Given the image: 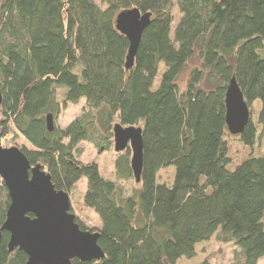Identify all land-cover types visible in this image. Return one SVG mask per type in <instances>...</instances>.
<instances>
[{
	"label": "trees",
	"instance_id": "trees-1",
	"mask_svg": "<svg viewBox=\"0 0 264 264\" xmlns=\"http://www.w3.org/2000/svg\"><path fill=\"white\" fill-rule=\"evenodd\" d=\"M102 3L105 9L94 0H0L1 140L23 138L27 145L14 147L71 197L86 178L82 204L102 223L89 227L75 214L83 231L99 233L104 258L73 264H179L194 259L197 246L214 235L240 250V264H257L264 257V156L229 169L225 99L235 78L251 113L260 102L258 126L251 118L236 136L253 148L264 139V0ZM175 6L181 18L172 39ZM131 9L152 17L127 69L130 42L116 19ZM195 60L181 90L179 78ZM161 64L166 70L155 90ZM61 87L67 89L62 99ZM81 100L87 111L49 132L47 115L56 120ZM197 108L199 125L190 126ZM115 122L143 129L140 183L130 149L115 160L116 181L96 162L79 161L81 143L111 149ZM178 149L172 185L159 183L160 164ZM10 203L0 178V228ZM9 240L3 232L0 264H26L28 256L11 252Z\"/></svg>",
	"mask_w": 264,
	"mask_h": 264
},
{
	"label": "water",
	"instance_id": "water-1",
	"mask_svg": "<svg viewBox=\"0 0 264 264\" xmlns=\"http://www.w3.org/2000/svg\"><path fill=\"white\" fill-rule=\"evenodd\" d=\"M152 14L138 9L122 11L116 19V28L129 42L126 68L134 66L144 31L151 23ZM3 95L0 91V105ZM226 124L229 134L241 135L251 121L252 113L236 81L232 78L226 91ZM47 128L55 127L54 116L46 117ZM114 151L117 154L131 150V168L137 183L142 180L144 141L142 127L113 126ZM0 178L8 189L11 203L8 207L2 233L10 234L9 249L23 251L26 264H73L99 261L104 253L98 244L99 233L83 231L71 212L69 193L59 191L41 165L32 166L27 156L17 147L0 146Z\"/></svg>",
	"mask_w": 264,
	"mask_h": 264
},
{
	"label": "rangeland",
	"instance_id": "rangeland-1",
	"mask_svg": "<svg viewBox=\"0 0 264 264\" xmlns=\"http://www.w3.org/2000/svg\"><path fill=\"white\" fill-rule=\"evenodd\" d=\"M95 3L102 9H105L106 6L102 3V0H94ZM175 5L178 0H173ZM174 15V23L172 25V33L171 38H174V29L176 28L181 16L180 13L175 6L173 10ZM198 66V63L195 61L189 62L183 73L179 78V86L181 90H184L187 86V82L189 80V76L191 71ZM166 68L164 64H161L159 67V74L154 83V89L156 90L159 87L160 79L162 74L165 72ZM63 91V92H62ZM66 87H61V91H59V98L62 99V94L66 93ZM85 100H81V102L77 105H69L66 109L62 111L60 116L55 120V125L60 127H67L75 118L82 115L87 111L85 108ZM261 109V104L259 101L255 102L252 105V121L256 125L258 124V117ZM199 108L192 113L189 118L190 126L199 125L200 118L198 117ZM118 123V122H115ZM258 126V125H257ZM206 127H209L207 125ZM260 131V128H258ZM1 133V129H0ZM16 134H11L8 139L1 140L0 134V146H5L7 148H12L14 146H19L20 148L26 144V142L20 136L15 138ZM229 147V157L231 159V164L229 166L230 170H235L240 164L251 157L255 156H264V139L258 142L253 148H248L240 143L236 136L225 137L224 138ZM27 145V144H26ZM82 156L79 161L83 163L96 162L99 165L101 174L109 180L116 181L115 178V160L118 157V154L114 151V138L113 144L109 151H106L100 147H96L90 143H81L79 145ZM180 151L178 149L174 152L173 157L171 158V162L162 163L158 169V182L167 184L171 186L174 181L175 171L177 165L180 162ZM119 182V181H118ZM120 183V182H119ZM124 186L126 188H130V183H125ZM87 190V179L83 178L81 181L77 183L74 191L72 192L71 205L74 210V214L83 218L86 221L87 226L89 227H100L102 225L100 218L98 215L86 208L82 203V198ZM197 256L192 259H182L179 264H240L241 256L240 250L236 248V246L232 243H222L216 239V235H214L209 241L201 243L196 248ZM257 264H264V257L261 258Z\"/></svg>",
	"mask_w": 264,
	"mask_h": 264
},
{
	"label": "crops",
	"instance_id": "crops-1",
	"mask_svg": "<svg viewBox=\"0 0 264 264\" xmlns=\"http://www.w3.org/2000/svg\"><path fill=\"white\" fill-rule=\"evenodd\" d=\"M180 262V261H179Z\"/></svg>",
	"mask_w": 264,
	"mask_h": 264
}]
</instances>
